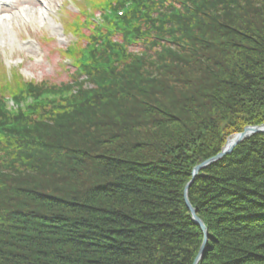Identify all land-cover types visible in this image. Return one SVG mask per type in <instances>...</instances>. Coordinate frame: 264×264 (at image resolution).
<instances>
[{
	"label": "trees",
	"instance_id": "1",
	"mask_svg": "<svg viewBox=\"0 0 264 264\" xmlns=\"http://www.w3.org/2000/svg\"><path fill=\"white\" fill-rule=\"evenodd\" d=\"M75 2L71 83L0 74V264H194L193 172L264 124V0ZM188 198L199 264H264V136Z\"/></svg>",
	"mask_w": 264,
	"mask_h": 264
},
{
	"label": "rangeland",
	"instance_id": "2",
	"mask_svg": "<svg viewBox=\"0 0 264 264\" xmlns=\"http://www.w3.org/2000/svg\"><path fill=\"white\" fill-rule=\"evenodd\" d=\"M10 4H13L11 8H1L0 21H2V17L4 23H7L8 20L10 21L13 30L17 31V41H15L14 44H11L7 33H4L3 41H0V74L5 72V74L9 76L5 80H10L14 75L13 71H16L22 77L24 82L29 84L35 83L42 86L47 82L53 86H62L66 83H71L72 77L77 73V67H73V63L70 64V62L64 58V54L68 51V48H71L79 40L77 35H74V33L70 32L71 30L67 28L70 24L69 18L74 19L79 15V6H76L73 0H18L13 1ZM42 10L47 12L49 17L53 19L57 31H54V29L49 27L51 21L48 19H44L42 22L40 21ZM4 17L8 20H4ZM85 33H89V31L86 30ZM263 125L247 126L245 128H254ZM245 128L243 129V132L245 131ZM242 133H235L228 138L226 144L222 147V151L230 144L236 135ZM254 136L264 135L254 134L253 136L246 137L240 145ZM240 145L236 146L233 151ZM222 151L215 157L221 155ZM228 156L229 155L224 158ZM215 157H212L211 159ZM211 159L205 162H208ZM191 206L193 207V205ZM194 209L196 210V208ZM191 218L193 219L192 214ZM205 227L207 228L206 224ZM209 232L210 230H208L207 237L204 235V240L207 238L206 241L208 242L198 264L203 260L206 253V247L210 242L209 238L211 236ZM203 233L205 234L204 231ZM204 243L205 241L203 242L200 251L202 250ZM198 256L196 257L195 262Z\"/></svg>",
	"mask_w": 264,
	"mask_h": 264
},
{
	"label": "water",
	"instance_id": "3",
	"mask_svg": "<svg viewBox=\"0 0 264 264\" xmlns=\"http://www.w3.org/2000/svg\"><path fill=\"white\" fill-rule=\"evenodd\" d=\"M254 134H261V135H264V125H263V126H260V127H254V128H253V127L245 128V131H244L242 134L236 135V136L232 139V141L230 142V144L227 145L226 148L222 151V154H221V155H219L218 157H215V158L211 159V160L208 161V162H205V163L201 164V166H200V167H197V168L194 170V172H193V176H194V177H193L191 183L187 185V188H186L185 196H184V197L186 198V199H185L186 206H187V208L190 210V212H191V214H192V217H193L194 221H195L196 224H197V225H198V226H199V227L205 232V236H206V237L208 236V230H207V228L205 227L204 222H202V220L199 219V218L197 217V212H196V210L191 206L190 200H189V198H188V194H189V190H190V188H191V185L193 184L194 180H195L196 177L198 176V173H199L202 169H204V168H206V167H208V166H211L213 163H216V162L222 160V158H224V157L227 156V155H231V154H233V149H234L236 146L240 145L246 137L253 136ZM206 237H205V238H206ZM206 240H207V238L204 240V241H205L204 246H203L202 250L200 251L201 253H200V255L198 256V258H197L195 264H198V261H199V260L202 258V256H203L204 248H205V246H206V244H207V242H208V241H206Z\"/></svg>",
	"mask_w": 264,
	"mask_h": 264
},
{
	"label": "bare ground",
	"instance_id": "4",
	"mask_svg": "<svg viewBox=\"0 0 264 264\" xmlns=\"http://www.w3.org/2000/svg\"><path fill=\"white\" fill-rule=\"evenodd\" d=\"M44 19H48L49 21H51L50 22L51 25L49 24V27L52 28V29H54V31H57V29L54 26L53 19L49 17V15H48L47 12H44L42 10L41 11V16H40V21L42 22V21H44ZM1 20L2 21H0V41H3L4 33H7L8 38H10L9 41L11 42V44L12 43L14 44V42L17 41L16 40V32L17 31L13 30L12 24L10 23V21L8 19H7L8 20L7 23H4L3 22V17H2Z\"/></svg>",
	"mask_w": 264,
	"mask_h": 264
}]
</instances>
